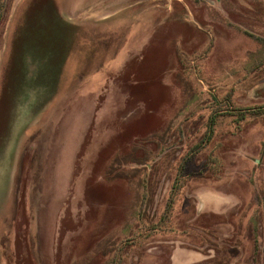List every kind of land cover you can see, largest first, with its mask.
I'll use <instances>...</instances> for the list:
<instances>
[{
  "label": "rangeland",
  "instance_id": "rangeland-1",
  "mask_svg": "<svg viewBox=\"0 0 264 264\" xmlns=\"http://www.w3.org/2000/svg\"><path fill=\"white\" fill-rule=\"evenodd\" d=\"M21 1L29 6L6 0L0 18V78ZM238 4L49 0L38 18L16 15L17 43L47 61L34 86L18 90L15 102L10 92L4 108L12 110L0 150V264H108L113 252L120 264L207 256L264 264V113L240 123L223 118L213 138L221 145L219 181L207 175L176 195L171 219L196 233L208 227V255L186 249L201 240L168 231L173 225L141 229L162 213L181 155L204 130L205 105L214 97L230 110L264 105V31L253 20L243 29ZM136 160L150 167L154 191L143 222L142 190L124 172ZM246 208L248 238L237 226Z\"/></svg>",
  "mask_w": 264,
  "mask_h": 264
},
{
  "label": "trees",
  "instance_id": "trees-1",
  "mask_svg": "<svg viewBox=\"0 0 264 264\" xmlns=\"http://www.w3.org/2000/svg\"><path fill=\"white\" fill-rule=\"evenodd\" d=\"M225 100V99H224ZM205 107L209 108V114L207 116V119L204 124V130L202 132L201 137L199 140L190 145L188 148L185 149L184 153L181 155V158L179 159V162L177 163L175 167V175L172 178L170 182V187L168 192L166 193V200H165V206L160 214L159 218L156 222L152 224H143L141 229L144 231H156L160 224H163L164 222L167 225H173L172 227H168V231H171L173 233L176 232L177 235L180 236H186L190 238H199L201 240V244H192L188 243L185 245L186 248L198 250L204 254L208 255V250L211 249L206 245V241H208L209 236H211V231L205 227H198L196 230L198 233H196L193 229L186 225L187 227H180L178 218L172 220L171 215L173 214V206L175 204L176 195L179 192H184V190H190L193 188L194 184L200 181L197 179H203L207 178V175L212 177V180H207V182L217 183L219 181L220 173L223 169V161L220 157L219 150L221 145H216V142L213 140V138L217 135L216 127L218 123L223 119L226 118L228 115L233 117V121L235 123H240L246 115L249 116H256L264 113V105L258 106V107H232L231 110L227 107V104L225 102H219L215 97L212 101H210L208 104L205 105ZM204 154V158L200 164V167L197 171H194L193 173H185L186 168L188 167V164L191 163L192 159L199 155ZM136 164L138 167H134L128 171H124L131 175L133 179L136 180L135 187L137 190H142V192H138L137 200L139 205V210H142V213L139 211L140 220L143 222V208L145 206H148L152 203L153 197H154V191L153 188L150 185V181L148 178V170H150V167L147 166V163L142 162V160H136ZM196 176V177H194ZM196 178V179H193ZM246 209L241 214V218L237 221V226L240 230H242V237L248 238V236L245 235V228L243 224V216L246 213ZM143 214V215H142ZM175 225H174V224ZM227 223V222H226ZM229 223V222H228ZM217 225H220V223H217ZM216 224L211 226L215 229L217 226ZM190 228V229H188ZM233 231L234 226L231 227ZM159 230V229H158ZM244 230V231H243ZM230 231V229H229ZM204 234V235H203ZM233 235V234H230ZM229 235V236H230ZM150 233L145 237L149 238ZM135 238V237H134ZM132 238V239H134ZM186 240V238H183ZM202 239L204 240L202 242ZM106 248L108 250H112V246L114 245L113 239L107 240L105 242ZM187 243V242H186ZM116 255L118 257L119 252H113L112 257L110 258V261L108 264H120L121 260L118 257L116 259ZM229 260V257H210L207 256L205 259L191 263V264H226Z\"/></svg>",
  "mask_w": 264,
  "mask_h": 264
},
{
  "label": "flooded vegetation",
  "instance_id": "flooded-vegetation-1",
  "mask_svg": "<svg viewBox=\"0 0 264 264\" xmlns=\"http://www.w3.org/2000/svg\"><path fill=\"white\" fill-rule=\"evenodd\" d=\"M47 3H49V0H43L41 4L39 3V0H30L29 6L27 7V3L21 1L18 6L17 13L14 16V25L12 30L13 37L11 41L13 43V52H11L12 55L8 56V59L3 67L4 69L2 72V76L0 78V150L2 148L1 145L4 139L7 135H9L8 130L11 122L12 109L9 108L7 113L6 110H4V108L8 106L9 93H15V102L22 92H19L18 90H23L24 86L29 82H31L34 86V82L38 77V70L40 65L45 64L44 61H47L43 57H40L37 51L36 55L32 52H26L25 50L31 47L30 44H28L29 46H21L19 45V43H17L18 38L16 37V15L20 13L23 17H25L26 15H30L38 18L42 12L46 11ZM2 16H6V0H0V18ZM36 47L38 50L39 47L37 44ZM2 132L4 133L2 134L3 136H1Z\"/></svg>",
  "mask_w": 264,
  "mask_h": 264
},
{
  "label": "crops",
  "instance_id": "crops-1",
  "mask_svg": "<svg viewBox=\"0 0 264 264\" xmlns=\"http://www.w3.org/2000/svg\"><path fill=\"white\" fill-rule=\"evenodd\" d=\"M238 5L239 7L237 9V12H238V15L240 16L239 19L241 22L243 21L242 23H244L245 25V26L242 25L243 29L247 31H251L249 29V26H250V23L254 21L255 22L254 24L258 25L260 29L264 31V0H239ZM186 249H189V248H186ZM189 250H194V249H189ZM188 264H191V263H188Z\"/></svg>",
  "mask_w": 264,
  "mask_h": 264
}]
</instances>
